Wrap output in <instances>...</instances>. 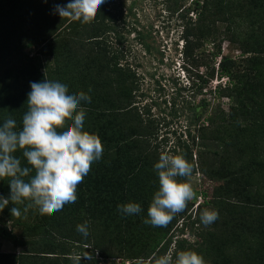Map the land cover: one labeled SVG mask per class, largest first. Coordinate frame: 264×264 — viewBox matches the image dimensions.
I'll return each instance as SVG.
<instances>
[{
    "label": "rangeland",
    "instance_id": "374dc122",
    "mask_svg": "<svg viewBox=\"0 0 264 264\" xmlns=\"http://www.w3.org/2000/svg\"><path fill=\"white\" fill-rule=\"evenodd\" d=\"M190 1L107 0L111 14L118 17L108 23L105 38L116 47L121 35L124 51L119 62L135 73L132 100L144 125L150 122L152 127L146 136L150 145L139 144L135 150L150 152L145 163L154 175L161 153L186 155L194 165L190 180L197 197L190 201L192 206L171 221L170 229V223L166 228L145 224L147 200L125 196L131 184L128 171L136 169L128 160L124 182H115L113 193L124 195L122 204L138 203L140 214L125 216L118 211L119 202L105 203L86 192L51 215H41L37 208L25 213V205L9 202L0 211V264H72L68 256L83 251L94 258L82 257L81 264H154L160 252L183 250L196 251L206 264H264V112L258 110L264 105V0H208L207 11L186 14L194 5ZM58 3L0 0V126L17 115L11 111L14 106L27 110L30 83L44 79L66 84L70 94L82 91L91 97L81 103L86 109L84 125L97 107L105 122L114 117L118 104L106 95V71L97 61L24 38L35 31L45 39L61 23L55 11ZM198 14L203 21L198 22ZM184 24H197L195 32L200 35L187 54L182 46ZM218 52L257 59L249 63V77L241 78L246 109L232 116L229 98L218 92L228 81L218 73ZM14 120L18 127L19 118ZM120 127L117 119L114 129ZM132 138L143 141L142 134ZM204 141L208 148H203ZM102 144L105 158L115 147L112 142ZM15 155L21 158L22 152ZM8 183L0 180V197H9ZM218 183H230L231 189H217ZM88 185L92 192L95 181ZM216 196L223 199L219 208L203 204ZM12 207L20 208L21 217L11 215ZM205 209L217 210L219 218L208 225L209 234L203 231V240L200 216ZM196 218L199 223H194ZM85 222L86 238L76 227Z\"/></svg>",
    "mask_w": 264,
    "mask_h": 264
},
{
    "label": "clouds",
    "instance_id": "9594fccd",
    "mask_svg": "<svg viewBox=\"0 0 264 264\" xmlns=\"http://www.w3.org/2000/svg\"><path fill=\"white\" fill-rule=\"evenodd\" d=\"M104 2L69 0L66 5L56 4L55 11L61 18L88 24L96 18ZM30 88L26 101L28 108L20 127L12 118H7L0 126V180L8 179L10 187L9 197H0V211L11 202L25 205V213L37 208L41 215H51L76 202L78 186L91 171L93 163L101 159L104 148L97 134L84 129L86 109L81 103L90 102L89 95L82 91L70 94L66 84L45 79L31 82ZM17 151L22 152L28 166H22L21 159L15 155ZM154 169L159 186L143 222L163 228L197 197L190 180L194 165L184 154L161 153ZM117 208L125 216L138 215L142 211L134 202ZM10 211L12 216L21 217L20 208L12 207ZM218 218L219 213L214 209H205L200 216L205 226ZM76 227L85 238L89 235L87 222ZM82 257L88 261L94 258L83 251L72 253L68 259L72 264H81ZM154 264L206 262L196 251L183 250L159 255L154 258Z\"/></svg>",
    "mask_w": 264,
    "mask_h": 264
},
{
    "label": "trees",
    "instance_id": "16d2710c",
    "mask_svg": "<svg viewBox=\"0 0 264 264\" xmlns=\"http://www.w3.org/2000/svg\"><path fill=\"white\" fill-rule=\"evenodd\" d=\"M64 1L66 3L69 2V0ZM64 1L60 0V3L64 4ZM191 3L194 5L189 6V8L186 9V14H189L190 12L193 14L194 12H198L200 9L202 12L205 10L207 11L208 0H206L205 3L200 2V0H191L190 4ZM111 13V9L108 8L107 0H105L98 11L96 18L91 23L84 24L79 21H72L69 18L60 17L61 23L57 26L54 25L50 29L51 31H48L45 39H43L42 33L35 31H28V36L25 34L24 38L30 43L42 44V47L53 46L64 50L67 54L76 53L85 58H93V60L98 62L100 70L106 71L103 78L104 85L107 89L106 95L108 98H113L116 104H118L117 109L114 112V117L108 118L106 122L104 121L105 114L102 113L101 109L98 107L96 109L94 108L89 115L91 120L84 125L85 130L90 133L97 134L101 141H105L107 143L112 142V146H114L115 149L107 157H101L100 160L93 163L91 171L84 178L83 184L78 186L77 196L81 198L82 194H85L86 192L96 195L98 199L105 203H110L114 200L122 205L124 195L121 193L114 195L113 184H115V182L123 184L124 181L122 179L126 176L125 173H123V169H125V163H128L129 160V164L134 163L136 169L128 171L127 175L131 184L129 183V187L127 188L129 193H126L125 196L128 199H146L147 201L144 202V205L149 206L155 191L158 190V175L151 174V170L146 167L148 163L145 162L148 160L150 152L148 153L146 150L140 154L137 152L138 150H135V148L137 149L139 144L143 147H146V144H149L146 136L151 134L152 127L150 122H148V125H144L143 118L137 111V107L132 100L133 92L136 86L135 73L130 68L125 67L119 62L123 57L122 52L124 51L119 44L122 43L121 35L118 38L116 47H112V44H109L105 38V33L110 29V25L108 23L116 21L118 17L116 14L112 15ZM202 14H198V22L204 20L202 18ZM189 18L191 19V17ZM49 24L50 23H48V25ZM195 29H197V24L193 25V27H189L187 24L182 25L181 34L183 37L182 42L184 43L182 46H184L186 54L190 51L189 48L193 39L200 38V35L195 32ZM216 56L219 57L218 73L221 76L227 77L228 80L226 81V84L223 85V88H221V86L219 87L218 92L221 96L224 94L229 98V111L232 113L229 116H232L236 111H243L246 109V104L244 103L240 91V87L243 85L241 78L243 79L244 77H249L248 75L251 71L249 63H253L257 61V59H254L255 56H253L252 59H247L244 57V53L238 56H231L229 54H222L218 52L216 53ZM251 60L253 61L251 62ZM200 80L204 82L207 81L203 78V76H200ZM201 104L202 106H206L205 101H202ZM263 106L264 105L261 106V104L258 105V110L261 113L264 112ZM19 107L15 108L14 106L11 110H14L13 116L17 114L14 119L19 118L18 127L22 124L23 116H21V113L23 111H27L25 109L26 107ZM119 115H121V117ZM117 119L121 121L123 128L120 127L118 129H114ZM114 134H116L117 137L113 138ZM141 134L143 135V141L146 143L142 140H139L138 142V140L132 138L133 135L141 136ZM202 146L203 148H206L207 142L204 141ZM20 159L22 166H28L22 155ZM149 171L150 173H148ZM146 172L147 177H143V173ZM93 180L95 181V185L92 187L91 192V188L89 189L88 184L93 182ZM215 188L226 190L231 189L230 183L225 185L218 183L215 185ZM222 200L223 199H221V197L216 196L210 200H204L203 204H211L219 208L221 204H223ZM191 206L192 203L189 202L187 208L177 215L184 214ZM147 208L148 207L144 208L145 212H147ZM177 215L172 222L175 221ZM199 222L200 220L197 218L194 220V223ZM171 224L172 223L168 226L169 229ZM202 225L203 229L201 236L204 240L205 237L203 235V231H205V233L207 232V234L210 232L207 230L208 226H205L204 224ZM163 231L166 230L163 229ZM162 254L163 252L159 253V255Z\"/></svg>",
    "mask_w": 264,
    "mask_h": 264
},
{
    "label": "built area",
    "instance_id": "2783aa9c",
    "mask_svg": "<svg viewBox=\"0 0 264 264\" xmlns=\"http://www.w3.org/2000/svg\"><path fill=\"white\" fill-rule=\"evenodd\" d=\"M218 62H219V58H218V60H217V66H218ZM226 78V80H227V77H225Z\"/></svg>",
    "mask_w": 264,
    "mask_h": 264
}]
</instances>
